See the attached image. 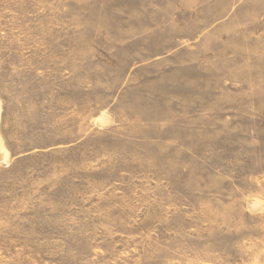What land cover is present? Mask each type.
Masks as SVG:
<instances>
[{
	"label": "rangeland",
	"instance_id": "1",
	"mask_svg": "<svg viewBox=\"0 0 264 264\" xmlns=\"http://www.w3.org/2000/svg\"><path fill=\"white\" fill-rule=\"evenodd\" d=\"M0 264H264V0H0Z\"/></svg>",
	"mask_w": 264,
	"mask_h": 264
}]
</instances>
